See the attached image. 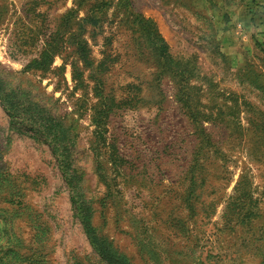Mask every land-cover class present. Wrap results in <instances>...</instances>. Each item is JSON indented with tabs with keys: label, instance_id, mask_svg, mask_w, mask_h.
Returning a JSON list of instances; mask_svg holds the SVG:
<instances>
[{
	"label": "rangeland",
	"instance_id": "374dc122",
	"mask_svg": "<svg viewBox=\"0 0 264 264\" xmlns=\"http://www.w3.org/2000/svg\"><path fill=\"white\" fill-rule=\"evenodd\" d=\"M218 1L0 0V264H264V0Z\"/></svg>",
	"mask_w": 264,
	"mask_h": 264
},
{
	"label": "crops",
	"instance_id": "0c3cea01",
	"mask_svg": "<svg viewBox=\"0 0 264 264\" xmlns=\"http://www.w3.org/2000/svg\"><path fill=\"white\" fill-rule=\"evenodd\" d=\"M225 1L227 0H219L218 2L222 3ZM237 10L238 11L243 10L241 13V16L243 17L242 18L243 26L241 27V30H242L241 32H243L242 37L243 38L246 37L247 40L250 39L249 41L257 37V38H261L264 42V34H259V33L264 32V13L261 11V8L256 7L255 11L250 17L248 15V11H247V14L245 12L247 10L246 7H238Z\"/></svg>",
	"mask_w": 264,
	"mask_h": 264
},
{
	"label": "trees",
	"instance_id": "16d2710c",
	"mask_svg": "<svg viewBox=\"0 0 264 264\" xmlns=\"http://www.w3.org/2000/svg\"><path fill=\"white\" fill-rule=\"evenodd\" d=\"M10 103H11V99L9 100L8 104H9L10 106H12V104H10ZM8 111L10 112V109H8Z\"/></svg>",
	"mask_w": 264,
	"mask_h": 264
}]
</instances>
